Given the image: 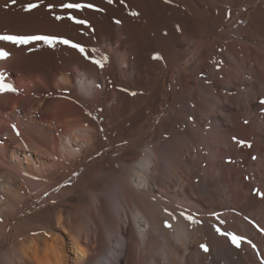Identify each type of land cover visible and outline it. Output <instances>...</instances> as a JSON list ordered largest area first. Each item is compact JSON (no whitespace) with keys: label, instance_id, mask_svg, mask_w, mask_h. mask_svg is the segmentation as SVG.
<instances>
[{"label":"bare ground","instance_id":"6f19581e","mask_svg":"<svg viewBox=\"0 0 264 264\" xmlns=\"http://www.w3.org/2000/svg\"><path fill=\"white\" fill-rule=\"evenodd\" d=\"M29 2L38 0H0V33L60 35L108 59L101 68L69 45L0 41L10 53L0 72L18 89L0 93V264H264V173L246 169L264 149L223 156L212 149L232 143L222 126L201 137L200 120H159L170 87L187 86L180 74L201 69L208 15L223 28L248 8L263 13L261 0H75L96 5L83 11L60 7L70 0L27 11ZM160 14L171 37L155 27ZM194 32L191 56L182 47ZM197 140L202 149L183 151ZM222 232L246 239L236 247Z\"/></svg>","mask_w":264,"mask_h":264},{"label":"rangeland","instance_id":"374dc122","mask_svg":"<svg viewBox=\"0 0 264 264\" xmlns=\"http://www.w3.org/2000/svg\"><path fill=\"white\" fill-rule=\"evenodd\" d=\"M261 4H264V0H261ZM255 9V7L248 8L237 22L229 26L226 24L223 28H218L211 21V15L206 16L208 19L206 26L209 28L210 35L199 54L203 59L201 69L198 70L192 65L190 71L183 76L180 74L179 82L184 81L187 86L178 91L170 87L167 108L159 107L160 121L163 119H174L175 121L178 118L195 123V121L200 120L202 126L201 129L197 130L203 132L199 134L201 137H204L205 133L210 134L211 127L222 126L219 130L222 135L220 138L232 140V143L226 146L216 141L212 149L215 147L223 156L229 155L230 150L235 146L239 149L243 147L245 149L246 145L238 143V146L236 144L239 140L250 142L253 148H250L252 152H257L258 145L264 149V105L260 103L264 99V11L262 13ZM160 17L155 25L159 35L163 36V33L167 32L168 37H171L170 28H161L163 25L162 17L164 16L161 15ZM250 20L255 21V23H250ZM199 39L200 35H196L195 32L188 33L184 38L182 48L192 56ZM151 42L154 43L153 39ZM158 66L161 69L159 60ZM161 74L162 71H159V78ZM216 96H220L222 100H218ZM202 99L205 100L204 104ZM233 120L234 123H237L235 124L237 126L233 124L235 130L229 128L231 127L229 123ZM170 131L173 135L174 126H171ZM146 132L147 130L143 132V137ZM5 134V131H1L0 137ZM165 137L166 134L163 131L160 132L159 140ZM177 140L178 138L175 137L171 139L176 150L179 148L180 142ZM202 143L205 144L202 140H197L195 147L192 148L188 145L183 151L194 153L195 149H202ZM205 146L203 149L205 152L211 150V147ZM117 150L118 148H110L107 152L108 158H111ZM263 159L264 150L261 155H252L247 160L246 169L248 171L252 168H255V171L262 169L264 173ZM197 162H193L196 165L195 169L205 168L206 163ZM219 165L216 164L212 169H215L213 171L215 174H218L221 168ZM196 173L198 174V172ZM227 181H223L225 187L229 186Z\"/></svg>","mask_w":264,"mask_h":264},{"label":"snow or ice","instance_id":"6c2138e0","mask_svg":"<svg viewBox=\"0 0 264 264\" xmlns=\"http://www.w3.org/2000/svg\"><path fill=\"white\" fill-rule=\"evenodd\" d=\"M112 0H109V3H111ZM12 4H16L17 0H11ZM43 3V0H38V2H29L26 5H24L25 10L27 11H32L34 9H37L40 4ZM7 7V5H5ZM47 7L51 10L56 7L55 4L49 3L47 4ZM60 7L65 10H80L83 11L84 9H94L96 8V5L94 3H83V2H75V0H70V2H62L60 4ZM99 11H103V9H99ZM55 19L57 20H63L65 19L64 16L61 15H55ZM132 15H139V13L133 12ZM67 19L70 21H73L77 25H89L90 26V21L88 19H81L78 18L76 15H73L71 11H68L67 14ZM116 23H120L119 20L116 21ZM0 41H8L14 45H29L32 44L33 42H43L44 44L50 46V47H55L56 44H64V45H69L73 49H77L80 53L84 54L86 59H90L94 64L98 65L99 67L103 68L105 62L107 61L108 57L103 56L100 59H97L93 56H90L88 54L87 49L85 48L84 45L81 43L74 42L73 40L69 38H65L60 35H53V34H8V33H0ZM93 51H98L96 49H93ZM10 56V53L6 51L4 48H0V60L7 59ZM155 59H162L159 53H156L154 56ZM123 91H128V89H122ZM3 92H18V89L15 87L14 84L7 82L6 80V75L3 72H0V93ZM132 95H136L135 92L131 93ZM262 105H264V99L260 101ZM91 115V113H89ZM12 127L15 129L16 126L12 125ZM16 134L19 136L20 132L18 129H16ZM235 139V138H234ZM238 143L242 145H246L248 147H251V143L244 141V140H239ZM255 159V157H253ZM259 195L264 196V193H259ZM188 219L191 220L193 219L190 215L188 216ZM166 226L171 227L170 224L166 221ZM219 231V229H218ZM261 231H264V228L261 229ZM222 235L226 237L231 238V242L236 246L240 247L242 241H244L246 238L237 235L234 232H222ZM248 243H251V241H248ZM200 247L204 251H208V247L206 244H201ZM255 247V245H253Z\"/></svg>","mask_w":264,"mask_h":264}]
</instances>
